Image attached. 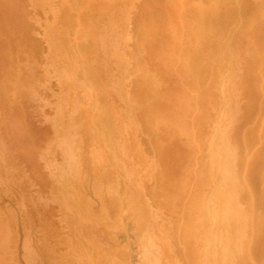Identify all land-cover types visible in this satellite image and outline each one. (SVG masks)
<instances>
[{"label":"bare ground","instance_id":"6f19581e","mask_svg":"<svg viewBox=\"0 0 264 264\" xmlns=\"http://www.w3.org/2000/svg\"><path fill=\"white\" fill-rule=\"evenodd\" d=\"M0 264H264V0H0Z\"/></svg>","mask_w":264,"mask_h":264}]
</instances>
